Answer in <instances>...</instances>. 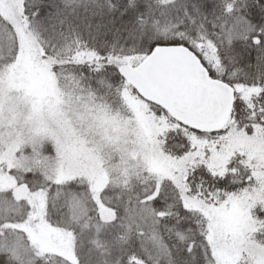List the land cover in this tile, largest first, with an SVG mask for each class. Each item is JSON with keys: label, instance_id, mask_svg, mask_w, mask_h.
<instances>
[{"label": "snow or ice", "instance_id": "snow-or-ice-1", "mask_svg": "<svg viewBox=\"0 0 264 264\" xmlns=\"http://www.w3.org/2000/svg\"><path fill=\"white\" fill-rule=\"evenodd\" d=\"M25 43L39 61L51 66L57 79L61 72H71L102 102L120 98L127 86L122 68L129 61L137 66L159 50H186L210 80L232 89L237 118L251 119L255 113L253 123H264V0H20L15 20L0 18V74L18 65ZM210 55L217 68L206 59ZM240 85L261 89L258 107L247 113L237 91ZM184 143L187 151L186 138ZM50 161L47 153H34L24 165L28 171L23 179L15 187L0 188V264H73L41 244L37 237L44 226L72 238L75 264H108L93 246L94 238L125 221L151 225V230L139 229L142 239L136 246L143 264H220L204 221L165 219L148 203L152 200L162 208L160 198L135 190L113 196L107 189L99 200L112 209L114 218L102 221L92 185L77 178H45ZM177 215L187 218L189 213L185 209ZM197 223L193 236L172 242L173 229L191 231Z\"/></svg>", "mask_w": 264, "mask_h": 264}, {"label": "rangeland", "instance_id": "rangeland-1", "mask_svg": "<svg viewBox=\"0 0 264 264\" xmlns=\"http://www.w3.org/2000/svg\"><path fill=\"white\" fill-rule=\"evenodd\" d=\"M19 14L20 0H0V18L15 20ZM24 47L18 65L0 74V188L15 187L33 154L44 152L51 157L45 178L89 182L100 214L108 220L112 212L98 201L108 183L141 172L181 181L186 161L162 153L158 136L165 120L156 118L145 100L125 89L126 106L114 111L97 101L95 93L60 84L50 65L39 61L27 43ZM209 146L213 166L220 167L235 148L246 154L257 178L250 193L204 210L214 222L212 239L221 264H235L243 254L252 264H264V247L251 238L255 221L250 216L255 205L264 210V140L260 135L238 136ZM37 238L47 250L74 262L70 236L44 226Z\"/></svg>", "mask_w": 264, "mask_h": 264}, {"label": "trees", "instance_id": "trees-1", "mask_svg": "<svg viewBox=\"0 0 264 264\" xmlns=\"http://www.w3.org/2000/svg\"><path fill=\"white\" fill-rule=\"evenodd\" d=\"M84 39H88L87 34H85ZM206 59L209 63L213 64L214 68L218 67L217 64L213 63V55L207 56ZM129 63L132 62L129 61ZM57 81L60 84L76 86L81 91L93 93L84 83L79 82L78 79H74L71 72L67 74L61 72ZM93 87L95 86L93 85ZM125 89L139 96L135 89L128 83L123 90ZM237 91L241 94L240 98L247 104V109L243 110L245 113L249 109L258 107L259 100L257 98L261 94V89H249L240 85L237 86ZM122 92H120V98L118 100L104 101V103L114 111L122 112L126 106ZM139 98L142 99L140 96ZM234 99L233 96L232 108L230 113H228L229 116L226 125L215 132L212 131V133L191 129L177 122L173 117H170L164 109L146 102L156 118L165 120L162 124L161 134L158 136L162 153L168 158L186 161L185 169L181 175V181L178 182L175 178L153 176L141 172L137 175L130 176L126 180H116V183H108L101 190L107 189V192L113 196L117 192L128 190H135L141 195L147 192L152 197L161 199L162 208L156 206L152 200H149L148 203L165 214V219H180L184 224H187L191 220L204 221L209 230L207 239L212 245L213 254L219 260L220 264L221 259L217 252L216 243L212 239V232L215 229L214 222L211 216H209L210 214L204 210L223 204L226 205L231 198L250 193L256 187L257 178L254 176L253 165L246 154L238 152L235 148L227 154L226 159L219 165L220 167L213 166L209 161L210 152L212 151L209 145L212 142L218 143L225 140V138L236 139L238 136L251 137L253 135H260L264 140V123H253L255 113L252 114L251 119L247 118L246 115L237 118L234 111ZM253 100L256 101L255 104ZM97 101L102 102L100 99H97ZM261 121H264V117H261ZM185 138L187 144L190 145L187 151L184 150ZM167 141L173 142L169 144ZM49 146V143L45 145L46 148H49ZM249 172L251 173V178H245ZM225 177L228 180L220 184L219 182ZM213 178L216 179V183H213ZM39 181L40 178L37 177V182ZM193 191L195 194H191ZM98 201L100 203V200ZM101 205L112 212V209L106 207L104 203H101ZM185 209L189 213L187 218L177 215ZM262 213H264V210L260 205H255L250 209V216L255 221L251 238L255 243L264 247V215H261ZM99 216L102 221L110 222L114 218V213L112 212L111 219L105 220L102 218L99 210ZM143 227L151 230V225L145 224L143 221H133L131 223L125 221L124 224H118L116 228L109 232L102 231L96 235L93 246L99 253L107 257L108 264H143V261L138 259V257L143 256V253L136 246L137 242L142 239L139 229ZM198 227L199 224L197 223L191 225V231L183 228L179 231L173 229L172 242L183 243L186 238L195 234ZM158 238L159 234L157 232V242H159ZM143 239L147 240V237H143ZM132 253H135V255H132ZM239 258L237 262L245 261L246 264H252L247 260L245 254ZM73 264H75V260Z\"/></svg>", "mask_w": 264, "mask_h": 264}, {"label": "water", "instance_id": "water-1", "mask_svg": "<svg viewBox=\"0 0 264 264\" xmlns=\"http://www.w3.org/2000/svg\"><path fill=\"white\" fill-rule=\"evenodd\" d=\"M122 71L137 94L177 122L211 133L226 125L232 89L210 80L200 61L186 50H159L154 57Z\"/></svg>", "mask_w": 264, "mask_h": 264}]
</instances>
